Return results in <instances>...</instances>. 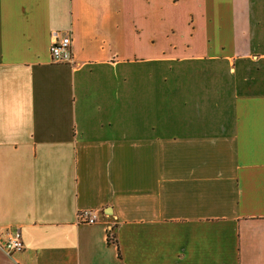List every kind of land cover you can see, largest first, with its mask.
I'll return each instance as SVG.
<instances>
[{"label": "crops", "instance_id": "obj_1", "mask_svg": "<svg viewBox=\"0 0 264 264\" xmlns=\"http://www.w3.org/2000/svg\"><path fill=\"white\" fill-rule=\"evenodd\" d=\"M9 230L0 264H264V0H0Z\"/></svg>", "mask_w": 264, "mask_h": 264}, {"label": "built area", "instance_id": "obj_2", "mask_svg": "<svg viewBox=\"0 0 264 264\" xmlns=\"http://www.w3.org/2000/svg\"><path fill=\"white\" fill-rule=\"evenodd\" d=\"M50 59L53 64L70 65L74 63L72 54V39L70 34H64L52 39L49 47ZM78 224L93 225L97 221V215L93 211H80L76 215ZM0 248L7 256L24 250V243L19 230H9L6 237L0 241Z\"/></svg>", "mask_w": 264, "mask_h": 264}]
</instances>
